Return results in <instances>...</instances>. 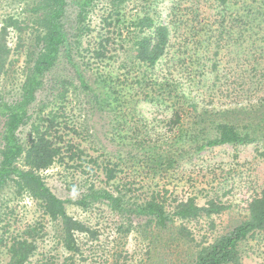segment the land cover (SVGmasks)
I'll return each mask as SVG.
<instances>
[{
  "label": "trees",
  "instance_id": "1",
  "mask_svg": "<svg viewBox=\"0 0 264 264\" xmlns=\"http://www.w3.org/2000/svg\"><path fill=\"white\" fill-rule=\"evenodd\" d=\"M131 1L32 0L22 17L8 15L1 20L0 251L4 248L8 258L2 264H29L44 232L41 223L28 226L17 235L7 230L4 195L8 189L13 190L16 198L28 196L33 199L53 224L60 245L67 254L59 264H86L82 239L98 238L97 229L86 220L72 215L68 205L87 211L97 204H106L122 216V223L118 225L122 236L128 237L138 226L149 243L156 250L163 251L164 261L166 256L176 251V261L174 259L167 264H244V247L264 234V188L251 196L245 212L231 217L220 232L198 240L189 224L207 219L209 230L215 232L218 225L216 217L230 211L232 205L218 196L209 197L201 204L196 195L176 197L169 195L170 190L166 187L141 198L128 187L130 181L116 183L119 173L128 166L127 159L113 161L106 158L100 161V156H91L74 138H70L71 134H79L77 128L68 126L70 88L79 85L87 94H94V91L80 71L73 78H53L52 73L62 57L67 63L74 62L81 39L93 32L89 16L94 14L98 4L105 2L109 11L101 17L103 33L91 50L92 56L100 61L108 60L117 38L125 47L122 53L126 54L127 65L130 68L135 64L144 66L152 73L145 80V86L143 74L138 76L140 91L136 92V96H143V92L149 96L150 92H162L163 86H172L169 81L156 83V71L168 56L173 38L170 25L160 21L161 15L157 14L159 2L149 0L153 3L148 5L147 11L129 21L124 8ZM233 1L218 0L221 5L229 7ZM72 6L74 18L71 22ZM231 7L232 13H235L231 16L234 17L223 16L217 42L222 41L224 34L232 32L231 29H241L239 9ZM247 8L248 16H253L251 6ZM48 78L53 96L50 101L40 98L47 89ZM167 95L176 99L169 122L173 134L167 131L173 138L172 144L168 147L149 145L153 141L149 129L143 130L136 124L124 138L128 140L125 143L128 160L142 169L144 164L147 177L166 179L170 172L178 168L182 154L198 155L223 145L261 142L263 149L259 155L264 159V92L256 101L239 99L234 105L215 106L201 104L194 98L191 100L189 95L186 98L188 104L184 105L179 100L186 96L181 87H177V92L169 91ZM87 102L96 104L97 108L103 107L92 97ZM36 105L40 109L34 113ZM130 108L125 107L122 115L116 118L131 114ZM24 130H27L26 138L21 135ZM183 146H188V149ZM101 156L104 157L105 153ZM57 165L65 170L80 171L86 178L78 197L64 199L49 185L47 171ZM98 170L104 176L103 182L107 187L97 185ZM136 220L139 222L135 223ZM162 259V264H166ZM45 260L37 264H57L54 260ZM111 263L120 264L119 258L115 257Z\"/></svg>",
  "mask_w": 264,
  "mask_h": 264
},
{
  "label": "rangeland",
  "instance_id": "2",
  "mask_svg": "<svg viewBox=\"0 0 264 264\" xmlns=\"http://www.w3.org/2000/svg\"><path fill=\"white\" fill-rule=\"evenodd\" d=\"M148 1L129 2L124 8L126 18L131 21L136 15L147 11L148 5L153 3ZM31 2L32 0H0V26L1 20L8 15L22 17L24 9ZM158 2L157 14L161 15L160 21L170 25L173 38L168 56L156 71V83L159 85L169 81L171 88L163 86L162 92H150L149 96L143 92V96H136V92L140 91L138 76L143 74L145 86V80L152 73L137 64L130 68L125 52L122 53L125 47L117 38L108 54V60L100 61L92 56L91 50L103 33L101 17L109 11L105 2L98 4L94 14H90L89 23L93 32L81 39L74 62L67 63L62 57L52 76L73 78L80 71L91 85L95 95L93 92H83L79 85L70 88L68 126L77 128L79 132L76 136L71 134L70 138H74L91 156H100V161L106 158L113 161L127 159L128 166L119 173L116 183L125 184L130 181L128 187L134 189V193L141 195V198L166 187L170 190L169 195L176 197L196 195L201 204L209 197L218 196L232 205L230 211L216 217L218 225L215 232L209 230L207 219L189 224L196 238L201 240L204 236L212 237L220 232L231 217L244 213L251 196L264 188V159L259 155V151L263 149L262 143L223 145L198 155L182 154L178 168L169 173V179H162L147 177L144 164L142 169L128 160V147L125 144L128 140L124 138L136 124L143 127V130L149 129L153 138L149 145L170 146L173 138L167 131H170L169 122L176 99L167 94L169 91L177 92V87H181L186 93V96L179 98L184 105L188 104V95L191 100L194 98L201 104L213 106L234 105L239 99L256 101L264 92V0H234L230 5L235 10L239 9L241 29H231L232 32L224 34L221 42L216 41L222 30L220 21L223 16L235 14L232 13L231 6L221 5L218 0ZM250 6L254 15L249 17L247 7ZM69 18L72 22L73 6L70 7ZM242 29L246 31L243 32ZM50 86L48 78L47 89L40 95L41 99L53 100ZM90 97L97 99L103 107L97 108L96 104L87 102ZM125 107H131V114L117 119L116 116L122 115ZM39 109L40 106L36 105L34 113ZM26 131L21 133L23 138H26ZM183 148L187 150L188 146ZM103 153L104 157L101 156ZM47 172L49 185L64 199L78 197L82 185L86 184V178L80 171L65 170L57 165ZM96 176L97 185L107 187L101 171L98 170ZM4 197L8 231L17 235L23 233L28 226L38 223L44 226L43 237L38 240L37 251L29 264H37L45 259L59 264L67 254L60 245L53 224L48 221L38 204L28 196L16 198L12 189H8ZM68 211L75 217L86 220L98 231V238L82 239L86 264H110L115 257L119 258L120 264H158L159 261L162 264L160 259L165 256L163 251L156 250L149 243L140 227L137 226L128 237L121 235L118 225L122 223V216L106 204H97L87 211L68 205ZM0 252V264L6 263V251L2 248ZM174 259H177L176 251L173 255L166 256V261L162 260L167 264ZM243 261L244 264H264V234L244 247Z\"/></svg>",
  "mask_w": 264,
  "mask_h": 264
}]
</instances>
